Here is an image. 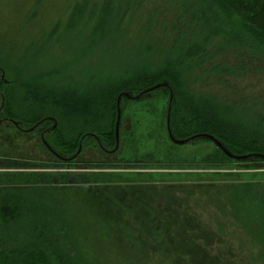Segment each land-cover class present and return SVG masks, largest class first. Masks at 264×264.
I'll return each mask as SVG.
<instances>
[{
  "label": "trees",
  "instance_id": "obj_1",
  "mask_svg": "<svg viewBox=\"0 0 264 264\" xmlns=\"http://www.w3.org/2000/svg\"><path fill=\"white\" fill-rule=\"evenodd\" d=\"M170 1L149 3L151 6L141 17L140 0L73 3L67 9L65 28L62 25L64 32L72 30L77 20L84 25L93 22L96 31L100 30L99 39L119 33L148 43L147 52L153 51L152 44L158 45L159 58L142 60L140 67L105 82L97 80L82 86L62 84V75L57 72L45 80L38 76L39 82L4 84L3 117L11 118L17 125L53 121L48 143L62 151L67 157L58 159L68 163L76 159L75 151L81 141L88 146L97 142L96 149L116 153L119 109V143L123 139L125 142L122 155L135 152V139L140 135L137 125L143 121L148 126L145 139L152 141L154 147L149 159L172 166V156L166 157L171 151L165 152L169 138L164 114L169 112L170 135L177 141L187 140L182 145L199 140L214 142L212 151L202 159L209 169L243 163L264 165V96L233 101L226 95L207 94L194 87L206 78H215L214 83L225 85V79L242 78L264 60V0ZM206 11L215 14L207 17ZM135 19L140 23L132 34ZM124 119L131 120L128 132L121 126ZM101 176L69 178L68 174H53L44 175L42 181L51 185L108 184V176ZM0 177V264H91L79 248V237L73 234L76 226L69 222L72 216L62 198L51 189H11L8 183L14 181ZM97 189L99 192L92 195L106 201L101 194L105 188ZM241 189L246 195L255 194L256 200L264 193L258 191L259 196L249 184L241 185ZM260 199L264 201V197ZM112 205L118 206L115 202ZM119 207L128 211L126 206ZM142 208H146L143 215L148 216L157 212L163 217L168 213H161L152 205ZM100 210L98 217L103 214ZM239 214L260 227L257 242L264 248V217L261 221L256 218L257 224L248 213ZM164 220L163 231L156 226L150 230L152 238H159L158 243L165 245L160 246V254L165 255L168 264H175L172 260L176 258L187 263L190 259L189 264H195L193 256L187 254L192 250L187 224L175 225L168 217ZM190 237L201 239L199 235ZM200 241L206 242L205 238Z\"/></svg>",
  "mask_w": 264,
  "mask_h": 264
},
{
  "label": "rangeland",
  "instance_id": "obj_2",
  "mask_svg": "<svg viewBox=\"0 0 264 264\" xmlns=\"http://www.w3.org/2000/svg\"><path fill=\"white\" fill-rule=\"evenodd\" d=\"M76 1L80 0H0V176L14 181L8 183L11 189H51L62 198L72 216L69 222L76 226L73 234L79 237V248L91 264H168L165 255L160 254L164 243L152 238L150 231L154 226L163 231L164 217L175 225L187 224L192 248L187 254L193 256L195 264H264V248L257 242L260 227L239 214L248 213L257 224L264 217V201L260 199L264 193L258 194L264 191L263 164L209 169L202 159L214 144L207 141L172 146V152L166 153L168 159L172 156V166L160 164L149 159L154 147L152 141L145 139L148 126L143 121L137 125L140 135L135 139L138 145L133 154L122 155L121 143L116 153L108 156L95 148L97 142L84 146L80 140L75 155L81 147L83 154L78 162L67 163L58 159L67 156L48 143V135L55 126L53 121L16 125L11 118L3 117L4 84L13 86L20 80L39 82L38 76L45 80L47 75L57 72L62 75V84L82 86L97 80L105 82L140 67L142 60L159 58L158 45L152 44L153 51L147 52L148 43L119 33L99 39L100 30L96 31L93 22L84 25L77 20L72 30L64 32L67 9ZM140 1L138 17L153 2L161 3ZM214 14L206 11L205 15ZM138 23V19L132 23V34ZM215 81L206 78L194 87L207 94L226 95L233 101L264 96V60L242 78H227L225 85ZM232 94L235 96L230 97ZM122 125L126 132L131 130V120H122ZM122 142L125 143L124 139ZM168 144L165 152L175 145ZM133 156L135 160L131 159ZM114 159L122 162L113 164ZM53 174H68L69 178L98 174L108 176L109 183L51 185L42 181L44 175ZM246 184L252 185V191L257 190L261 197L256 200L255 194L243 193L241 185ZM97 188H105L101 194L106 201L92 195L99 192ZM146 205L168 213L163 217L157 212L154 216L143 215L146 208L142 207ZM119 206H126L128 211ZM100 208L103 214L98 217ZM193 235L205 238L206 242L192 239ZM172 261L192 263L190 259L189 263L179 258Z\"/></svg>",
  "mask_w": 264,
  "mask_h": 264
},
{
  "label": "flooded vegetation",
  "instance_id": "obj_3",
  "mask_svg": "<svg viewBox=\"0 0 264 264\" xmlns=\"http://www.w3.org/2000/svg\"><path fill=\"white\" fill-rule=\"evenodd\" d=\"M213 79H215V78H213ZM202 81H203V79H201ZM203 89H201L200 91H202ZM165 115V117H164V119H165V123H166V128H167V130H166V135H167V137L169 138V142H171V143H173V144H175V145H170V147H171V152H172V146H176V145H182V144H178V143H176V141L177 140H175L173 137H172V135H170V127H169V117H170V113L169 112H167V114L165 113L164 114ZM6 121L8 122L9 120L8 119H6ZM14 124H16L15 122H14ZM17 125V124H16ZM121 126L123 127V125H122V121H121ZM206 140H199V141H193V142H191V143H199V142H205ZM208 142V141H207ZM122 143V144H121ZM210 143H212V141H210ZM121 144V149L120 150H123L124 148H125V143H123L122 141L119 143V137H118V140H117V143H116V148H119V145ZM213 144H214V142H213ZM166 145H169L168 144V141H166ZM83 147H81V150L79 151V153L77 154V156H76V159H74L72 162H78L77 160H78V158L83 154ZM107 152H109V153H107V154H105V155H112V154H114L112 151H109V150H107ZM207 156V155H206ZM121 159L123 160V158L121 157ZM131 159H133V160H135V156H133V157H131ZM122 160H118V159H114L113 160V164L115 163V162H122ZM138 160H140V159H138ZM137 160V161H138ZM71 162V161H70ZM70 162H68V163H70ZM92 164H98V163H96V162H94V163H92ZM106 165H109V164H106Z\"/></svg>",
  "mask_w": 264,
  "mask_h": 264
},
{
  "label": "water",
  "instance_id": "obj_4",
  "mask_svg": "<svg viewBox=\"0 0 264 264\" xmlns=\"http://www.w3.org/2000/svg\"><path fill=\"white\" fill-rule=\"evenodd\" d=\"M119 99H120V97L118 98V102H119ZM117 108H118V106H117ZM119 123H120V113H119V109H117V118H116V124H115V138H116V143H117V140H118ZM186 142H187V140L186 141H176V143H178V144H184Z\"/></svg>",
  "mask_w": 264,
  "mask_h": 264
}]
</instances>
